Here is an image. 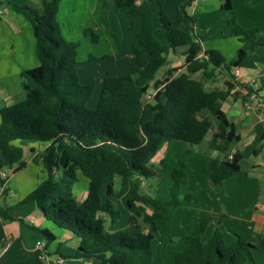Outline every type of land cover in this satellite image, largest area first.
Segmentation results:
<instances>
[{
    "label": "trees",
    "instance_id": "trees-1",
    "mask_svg": "<svg viewBox=\"0 0 264 264\" xmlns=\"http://www.w3.org/2000/svg\"><path fill=\"white\" fill-rule=\"evenodd\" d=\"M60 1L39 0L37 7L22 6L34 20L38 65L20 74L25 97L0 109V171L7 170L12 175L22 171L26 167L24 148L42 145L41 150L31 147L29 151L32 162L42 166L45 177L20 204L34 203L49 221L79 239V247L69 259L102 264H151L156 222L162 219L163 212L183 207L180 189L186 184V165L180 162L170 174L169 200L135 191L128 202L127 227L110 232L107 223L111 228L116 223L114 206L109 200L112 180L159 179L163 162L155 166L152 160L166 143L174 140L184 141L197 153L209 156L211 149L204 139L212 128L218 139L237 142L239 137L221 108L237 85L235 81L232 77L225 81L226 91H206L192 76L201 72L204 78L214 80L218 70L229 72L230 68L238 67L247 52L239 49L229 64L218 50L205 51L199 57L202 52L199 36L180 28L189 1L178 7L174 21L159 7V21L167 39L162 44L154 36L151 14L136 8V0H103L104 21L113 11L125 8L140 19V28L134 33L139 48H132L135 66L122 75L104 79L97 106L89 109L93 86L78 81L76 58L80 43L67 42L61 36L56 21ZM220 9L228 11L227 26L233 37L247 39L255 35V31H244L238 25L229 0ZM82 36L83 42L89 44H96L99 39L91 29H84ZM177 48H185V73L171 78L175 71L172 70L164 83L154 81L156 73L166 64L167 54ZM162 84L163 90H157ZM151 87L157 91L150 104L143 105ZM146 110L153 113L151 119L146 118ZM202 112L208 113L213 123L207 117L199 118ZM208 168L211 185H222L234 172L241 171V156L234 153L231 159L211 158ZM77 172L88 182L87 195L81 204L75 202L73 195ZM107 181L106 199L102 200L100 190ZM183 199L196 202L189 192ZM147 208L152 214L146 213ZM0 218L14 219L2 210ZM204 225L205 222L202 230ZM143 226L150 227L151 232L144 231ZM39 233L46 250L55 237L49 231ZM260 245L264 248V237ZM182 246V251L174 256V264H246L252 262L255 249L240 236L226 245L218 231L206 242L198 236L186 235ZM35 258L41 264L37 252Z\"/></svg>",
    "mask_w": 264,
    "mask_h": 264
},
{
    "label": "crops",
    "instance_id": "crops-1",
    "mask_svg": "<svg viewBox=\"0 0 264 264\" xmlns=\"http://www.w3.org/2000/svg\"><path fill=\"white\" fill-rule=\"evenodd\" d=\"M152 1H157L156 4L159 10V7L164 8L163 4L170 0ZM175 1L180 6L181 1ZM188 1L189 4L184 8V12L191 15L190 25L192 27L181 21L180 28L197 35L195 26L198 21L194 12L196 13L200 6L206 7L205 4L209 0H196V3H192L193 0H187L184 4ZM229 1L231 11L238 25L244 31H255V35L247 39L231 35L227 26L228 11L220 9V6L226 0H217V3H215L214 6L221 15L222 20L219 18L216 22V19H213L211 26L206 29L208 30L207 34L214 36L217 32V34L223 36L222 39H233L234 42L229 44L232 53L249 46L247 56L238 67L230 68L229 72L222 69L218 70L217 77L214 80L204 78L201 72L194 74L192 77L198 80L206 91H226L225 81L230 77L235 81L237 85L231 91V95L227 100L222 103L221 108L239 140L234 143L220 140L215 136V128H212L204 139V144L211 149L209 156L197 153L190 144L184 141L174 140L166 143L152 160V164L155 166L163 162L162 170H165L167 155L173 157V159L170 156L168 157L172 160L171 171L178 168L180 162H184L186 165V185H182L180 189L183 207L171 209L177 213L174 221L178 222L182 233L175 240L176 247L171 252L172 260L176 253L182 251V241L186 235L198 236L202 242H206L214 231H218L226 245L233 244L240 236L253 246L254 241H261L264 237V200L260 201L262 183L255 176L259 175L264 164V27H262L264 26V0ZM143 2L144 0H136L134 6L143 10ZM23 5L37 7L39 0H0V109L9 107L25 97L20 74L23 70L32 69L38 65L35 57L37 39L34 33V20L22 8ZM102 7L103 0H61L56 16L61 36L67 42H79L81 44L83 43V30L91 29L100 38L96 44H82L86 47L84 48L86 55L82 57L83 62H80V60L79 63L88 64L89 62L111 57L125 59L124 57L130 56L131 62L128 63V67H130L127 69L130 70L135 66L132 48L133 46L139 48L134 33L139 30L141 21L139 18L130 15L129 8L113 11L104 21L101 15ZM210 9V14H213L212 7ZM174 13L178 14V7H176ZM115 18L119 24H116ZM225 22L227 31H225ZM204 23L207 24V22ZM165 41L167 43L166 37ZM100 43H105V48ZM202 43L201 40L202 52L199 57H203V53L206 51L203 49ZM80 46L77 49V56ZM217 49L218 51L219 49L222 50L220 46ZM96 50L99 51L96 53ZM93 51L96 56L92 54ZM184 51L185 48L170 51L166 56V64L156 73L154 81L164 83L168 73L172 70L175 71L171 73V78L185 73ZM221 53L225 57V53ZM225 60L227 62L226 57ZM79 63L76 58L78 81L80 80L79 72L81 70V68L77 69ZM235 69L238 71L237 75L234 74ZM127 70L121 71L120 69L108 68L103 72L106 75L101 80L104 81L108 77L122 75ZM163 87L164 84L160 85L157 90H163ZM248 89L251 90V93L248 92ZM157 90L151 87L146 94L154 95ZM97 103L98 101L95 106H97ZM152 117L153 113L151 112L147 119ZM204 117L212 121V117L206 112L200 114L201 119ZM31 147L36 148V150L44 148L39 144H32L24 148V155L26 151L29 153L26 161H24L23 155L26 166L34 164L32 162L33 156L29 151ZM234 153L241 156V171L234 172L222 185H211L209 181V160L211 158L223 159ZM38 172L41 176L37 175L33 179H26V181L18 179L17 183H14L13 189L9 187L10 179H15L12 175L5 181V188L0 193V210L6 212L7 216L14 218L11 221H4L0 218V264H37L35 245L42 240L39 237V231H49L55 237L54 241L47 246L45 257L40 260L41 264H94L93 261L95 260L84 262L69 259L77 251L80 244L79 239L70 231L60 229L52 221H49L42 210L34 203L20 204L21 200L44 179L45 173L40 164ZM78 173L80 172H77V176ZM108 183L109 181L102 186L104 196L105 187ZM115 183L119 186V189L126 192L119 203L124 205V202L130 212L128 202L132 200L135 191L140 194L142 188L146 187L144 186L145 180L137 177L114 178L112 180L113 192L109 197L110 201L118 191V186ZM171 183L172 181L169 183V188ZM25 184L26 186H22ZM186 189L194 192V196L191 195L196 199V202H186L183 199L188 192H186ZM86 195L87 189H81L75 202L81 204ZM125 196L126 199H124ZM104 198L106 199V197ZM164 199L163 201L169 200L170 193ZM115 208L117 209V207L114 206L116 223L112 228L108 223L106 226L110 232L119 230L117 228L119 215ZM119 208L120 205L118 210ZM152 212L151 209H146L148 215ZM203 222H205V228L202 230ZM169 241L172 242V239H169ZM262 249V253L258 251L257 247L252 249L253 260L246 264H264V248L262 247ZM161 256L165 257L163 253Z\"/></svg>",
    "mask_w": 264,
    "mask_h": 264
},
{
    "label": "rangeland",
    "instance_id": "rangeland-1",
    "mask_svg": "<svg viewBox=\"0 0 264 264\" xmlns=\"http://www.w3.org/2000/svg\"><path fill=\"white\" fill-rule=\"evenodd\" d=\"M180 1H181L180 6H181L187 0H180ZM156 2L155 1H144L143 5H142V7H143L142 9L151 14L154 36L162 44H166L164 32H163V29H162L160 22H159L158 7H157ZM192 3H196V0H193ZM215 3H217V0H209V2H207L205 4L206 7L200 6V9L197 11L195 9L196 13L194 12V15L196 16V19L198 21L196 26H195L197 31L196 30L195 31L203 42L202 43L203 49H205L206 51L218 50L217 47L220 46L222 50L219 49V51L225 53L224 55L227 59L226 64H229L230 61L235 59L236 52L238 51L237 50L234 53H232V48H230V46H229V44L234 42V40L230 39V38L222 39L223 36H221L220 34H217V32L214 36H212L210 34H207L208 30H206L208 27L211 26V22H213L212 21L213 19H216V22H218L219 18H221V20H222L221 15H219L217 9L214 6ZM163 5H164V8L161 6V9L165 13V15L169 19H170V17H172V19H170V20L174 21L177 17V13L175 14L174 11H176V7H179L178 6L179 4H177L175 0H170L168 2H165ZM210 7H212V10L214 12L213 14H210V11H211ZM189 10H191V8H189ZM190 16L191 15H189L188 13L184 14L182 16V22H185V23L190 25V23H191V21H190L191 17ZM116 18H115V22H116V24H119V22L117 21ZM204 22H207V24H205ZM225 26H226V22H225ZM262 27H264V26H262ZM215 29H217V28H215ZM228 29L226 26L225 31H227ZM189 31H192V30H189ZM228 36H229V34H228ZM84 43L87 44L86 42L81 43L80 44L81 46L78 50L79 51V54L77 56L78 63L80 60H81L80 62H83L82 57L84 55H86L84 52V48H86V47H84V45H82ZM100 44H103V43H100ZM104 44L101 45L103 48H105ZM242 50L248 52L249 46L242 48ZM98 51L99 50H96V53ZM96 53L93 51L92 54H94L96 56ZM102 53H104V52H102ZM124 58L125 59H123L121 57H115V58L111 57V58L99 59V60L94 61V62H89L88 64H86V63H79L78 64L77 69L81 68V70L79 72L80 73L79 74V76H80L79 83L81 85H92L93 86V93H92V96H91V98L87 104V107L89 109H95V107H96L95 103L100 98V93H101L102 85H103V81L101 79L103 77H105V75H106L103 72L106 71L108 68L109 69H113V68L114 69H120L121 71H125L130 67V66L128 67V63L131 62L130 61L131 57L127 56ZM90 69H91V71H89ZM126 72H124V73H126ZM87 82L89 84H84ZM90 107H93V108H90ZM150 114H151V112L149 110H146V118ZM198 117L200 118V114L198 115ZM28 155H29V153H28V151H26L25 155H24V161L27 160ZM169 156H170V158L173 159V157L171 155H167V157H166L167 158V164L164 168L165 170L161 169V175H160L159 179L153 178V179L146 180L145 185H144L146 187L142 188L140 194L148 195L152 198H157L159 200L161 199L162 201L165 200L164 198L169 196V183L171 181L170 180V172H172L171 171V167H172L171 161L172 160H170L168 158ZM38 167H39V164L27 165L24 171L13 176L15 179H10L9 187L13 189L14 183L15 182L17 183L18 179H21V181H26V179H28V180L33 179L37 175L41 176V174L38 172ZM8 175H9L8 178H10L12 176L11 173H8ZM255 176L258 177V179L262 183V191H261V195H260V201H262V200H264V164L262 165V168L259 172V175L257 174ZM77 179H78V182L74 186V195H75L74 199L75 200L78 199V195L81 192V189H83V190L87 189V180L81 173H78ZM22 186H26V184L22 185ZM117 190H118L117 194H115L111 198V201H112V204L114 203V206L117 207V209L116 208L115 209L119 215V221H118L117 228L119 230H123L127 227V223H128L127 220L129 219L130 212H129V210H128V208L124 202H123L124 205L119 203L120 200L123 199L122 197L124 194H126V192L124 190L119 189V186L117 187ZM183 190H185V189H183ZM187 191L189 193H191L192 195L194 194L193 191L190 192V189L189 190L186 189V192ZM100 195H101L102 200H104L105 199L104 198L105 197L104 196V189H102ZM124 199H126V196ZM119 205H120V208L118 210ZM194 213L196 214L195 210H194ZM176 214L177 213H175V211L169 210L163 214L164 217L162 220H159L156 222L157 231L153 232V235H154V239L152 241L153 259H152L151 264H173V260L171 258V252L176 247V245H175L176 244L175 243L176 238H178L182 235L181 230H180V226H178V222L174 221ZM143 227H144V231L151 232L150 227H148V226H143ZM39 237L42 239V240H40V242L42 244H45L43 237L40 235H39ZM169 239H172V242L169 241ZM253 244L255 247H257L259 252H261V253L263 252L262 246L260 245V240L254 241ZM162 253L165 257L161 256ZM93 262H94V264H100L97 261H93Z\"/></svg>",
    "mask_w": 264,
    "mask_h": 264
},
{
    "label": "built area",
    "instance_id": "built-area-1",
    "mask_svg": "<svg viewBox=\"0 0 264 264\" xmlns=\"http://www.w3.org/2000/svg\"><path fill=\"white\" fill-rule=\"evenodd\" d=\"M234 74L237 75L238 71L235 69L234 70ZM154 95H149L146 94L143 98V105H146L148 102H150L152 100ZM233 156V154L228 156V159H231ZM8 173H10V171L4 170V171H0V193L3 192L4 188H5V181L8 179L9 175ZM1 181H3L4 183H1ZM35 249L36 252L38 253V259L42 260L45 257V249H44V244H42L41 242H37L35 245Z\"/></svg>",
    "mask_w": 264,
    "mask_h": 264
}]
</instances>
